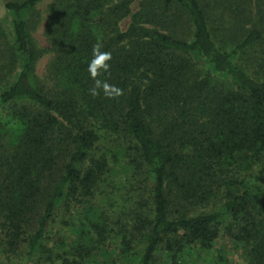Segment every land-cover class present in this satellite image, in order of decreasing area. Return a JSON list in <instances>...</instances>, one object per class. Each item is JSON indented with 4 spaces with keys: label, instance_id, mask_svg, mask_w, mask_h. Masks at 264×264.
Segmentation results:
<instances>
[{
    "label": "trees",
    "instance_id": "obj_1",
    "mask_svg": "<svg viewBox=\"0 0 264 264\" xmlns=\"http://www.w3.org/2000/svg\"><path fill=\"white\" fill-rule=\"evenodd\" d=\"M4 8L0 264H264V0Z\"/></svg>",
    "mask_w": 264,
    "mask_h": 264
},
{
    "label": "rangeland",
    "instance_id": "obj_2",
    "mask_svg": "<svg viewBox=\"0 0 264 264\" xmlns=\"http://www.w3.org/2000/svg\"><path fill=\"white\" fill-rule=\"evenodd\" d=\"M4 2H5V0H0V29H2L3 31L4 30H10V16L8 15L7 11L4 8ZM45 9H46L45 5L41 6L42 11H45ZM127 23L128 22H125L122 25L123 29L127 26ZM34 36L42 48H48V43H47V41L43 35L42 30H38V31L34 32ZM49 61H50V56L47 55L39 62L38 74L40 76L45 75ZM125 169H127V168H125ZM116 173L117 174L115 176H113V178H111L112 179L111 181L113 182V184H115V186L113 187L114 190H112L111 187H108V189L104 193L103 198H107V200H109V201L112 200V202L115 203V206L112 208V211H114V213L116 215H118V214L120 215L123 213L121 208L122 207L127 208L126 201L123 199V198H126L127 195H124L125 191L122 190V186L127 185V179L129 178V176H126V175L130 174V173L126 172L123 168H121V170H116ZM127 188H128V185H127ZM103 190H105L104 187H103ZM127 198H128V196H127ZM222 244L227 246V248H231V251L229 253V257L234 262H238V261L242 260L240 255L237 252H235L234 248L232 249L231 244L229 242L224 241V243H222Z\"/></svg>",
    "mask_w": 264,
    "mask_h": 264
},
{
    "label": "clouds",
    "instance_id": "obj_3",
    "mask_svg": "<svg viewBox=\"0 0 264 264\" xmlns=\"http://www.w3.org/2000/svg\"><path fill=\"white\" fill-rule=\"evenodd\" d=\"M111 60V53L108 52H101L99 50V47L93 49V59L90 61L88 65V71L90 75L95 78L101 70L107 71L109 68V64L107 61ZM97 85H99V81H97ZM105 90H108L111 88L110 92H107L106 94L110 95L114 93L116 96H119L121 94V90L115 88L114 86H109L107 84L104 85ZM92 95H97V92L95 89L92 90Z\"/></svg>",
    "mask_w": 264,
    "mask_h": 264
}]
</instances>
